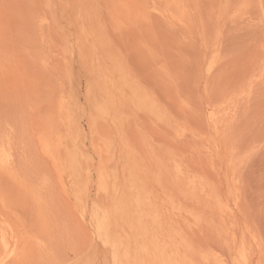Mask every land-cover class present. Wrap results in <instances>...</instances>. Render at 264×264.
Wrapping results in <instances>:
<instances>
[{
    "label": "rangeland",
    "instance_id": "374dc122",
    "mask_svg": "<svg viewBox=\"0 0 264 264\" xmlns=\"http://www.w3.org/2000/svg\"><path fill=\"white\" fill-rule=\"evenodd\" d=\"M0 264H264V0H0Z\"/></svg>",
    "mask_w": 264,
    "mask_h": 264
}]
</instances>
